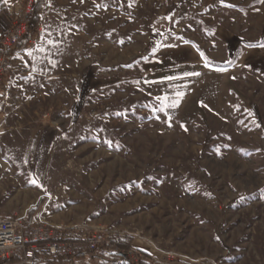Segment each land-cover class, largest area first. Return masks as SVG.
<instances>
[{"label": "rangeland", "instance_id": "374dc122", "mask_svg": "<svg viewBox=\"0 0 264 264\" xmlns=\"http://www.w3.org/2000/svg\"><path fill=\"white\" fill-rule=\"evenodd\" d=\"M41 21L0 86V216L41 203L147 249L120 262L264 264V3L48 0Z\"/></svg>", "mask_w": 264, "mask_h": 264}, {"label": "built area", "instance_id": "2783aa9c", "mask_svg": "<svg viewBox=\"0 0 264 264\" xmlns=\"http://www.w3.org/2000/svg\"><path fill=\"white\" fill-rule=\"evenodd\" d=\"M33 4L34 0H27L24 10L20 12L16 6L12 11L16 17L11 27L0 36V86L9 72L16 48L29 27ZM25 218H0V264H37L41 255L69 256L80 250L104 251L114 247L112 235L104 230L80 231L75 227L37 221L27 226ZM128 254L121 255L120 260L129 257L137 260V257L146 255L136 249ZM153 264L179 263L174 259L155 258Z\"/></svg>", "mask_w": 264, "mask_h": 264}, {"label": "trees", "instance_id": "16d2710c", "mask_svg": "<svg viewBox=\"0 0 264 264\" xmlns=\"http://www.w3.org/2000/svg\"><path fill=\"white\" fill-rule=\"evenodd\" d=\"M48 0H34V4L32 9V14L30 17V24L29 27L25 33V35L21 38L18 47L16 49L22 50L26 48L30 41L32 34L40 28L42 23V13L47 5ZM165 17L160 16L155 20V26L158 28L165 22ZM205 63L209 68L222 70L226 69L229 66L228 65H222L220 63H215L211 60H209L207 57H203ZM33 147L32 151L34 152L37 148L39 135L37 134L35 139H33ZM39 203L36 207L32 208L26 215V223L27 226H30L34 221L35 217L38 215L40 211V205ZM0 218H14V217H8L5 215H1ZM113 244L118 247L119 249H113V248H107L105 251H110L111 255H114L113 257H107L105 254L106 252H103L102 255L100 253V250L98 251H82L74 253L73 255L69 256H62V255H56L53 257H48L45 255H41L40 260L37 264H132L130 262H120L117 257L121 255H127L129 253L130 247L133 245V238L129 236H123V235H114L112 238ZM117 256V257H115ZM135 264H153L149 259H141Z\"/></svg>", "mask_w": 264, "mask_h": 264}, {"label": "snow or ice", "instance_id": "6c2138e0", "mask_svg": "<svg viewBox=\"0 0 264 264\" xmlns=\"http://www.w3.org/2000/svg\"><path fill=\"white\" fill-rule=\"evenodd\" d=\"M221 3H224V0H220ZM260 3H264V0H259ZM226 6H229V7H234V5H226ZM168 19H171V17H169ZM47 43L51 44L53 47L56 46L55 42L52 41V40H48ZM257 46H260V47H264V45H252V44H249L247 45V47L249 48H252V47H257ZM39 51L43 52L44 49L41 48L39 49ZM29 56H32V52H29L28 53ZM229 63H231V61H229ZM186 75H198V73H186ZM166 80H174L176 79V77H173V76H169V77H165ZM163 82V81H161ZM184 94L182 92H178L177 93V97H182ZM158 100H161L162 101V107L160 109H157V110H160V111H163V109L165 107H171V108H176L178 107L179 105V100L177 99L176 101L172 102V103H168V97L167 96H164V97H157ZM187 130V129H185ZM111 142H109L110 144ZM33 184H36L37 181L36 180H32L31 181Z\"/></svg>", "mask_w": 264, "mask_h": 264}, {"label": "crops", "instance_id": "0c3cea01", "mask_svg": "<svg viewBox=\"0 0 264 264\" xmlns=\"http://www.w3.org/2000/svg\"><path fill=\"white\" fill-rule=\"evenodd\" d=\"M18 0H0V36L5 33V31L11 27L12 25V16L9 12V5L12 2H15ZM144 248V247H143ZM144 252L147 253V249L144 248ZM86 250H80L77 252H82ZM75 252V253H77ZM151 255V253H148Z\"/></svg>", "mask_w": 264, "mask_h": 264}]
</instances>
